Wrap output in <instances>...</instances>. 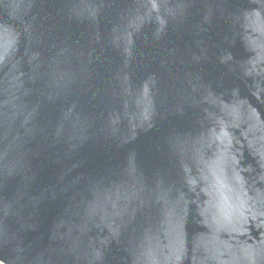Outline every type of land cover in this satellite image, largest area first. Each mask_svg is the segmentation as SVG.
I'll use <instances>...</instances> for the list:
<instances>
[{
	"label": "water",
	"instance_id": "95a60500",
	"mask_svg": "<svg viewBox=\"0 0 264 264\" xmlns=\"http://www.w3.org/2000/svg\"><path fill=\"white\" fill-rule=\"evenodd\" d=\"M0 261L264 264V0H0Z\"/></svg>",
	"mask_w": 264,
	"mask_h": 264
},
{
	"label": "rangeland",
	"instance_id": "374dc122",
	"mask_svg": "<svg viewBox=\"0 0 264 264\" xmlns=\"http://www.w3.org/2000/svg\"><path fill=\"white\" fill-rule=\"evenodd\" d=\"M0 264H4V263L0 261Z\"/></svg>",
	"mask_w": 264,
	"mask_h": 264
}]
</instances>
